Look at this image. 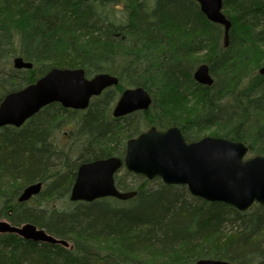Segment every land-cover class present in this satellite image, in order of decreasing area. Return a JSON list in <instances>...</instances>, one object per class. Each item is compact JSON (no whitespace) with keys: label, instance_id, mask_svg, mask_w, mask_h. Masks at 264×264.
I'll return each instance as SVG.
<instances>
[{"label":"trees","instance_id":"16d2710c","mask_svg":"<svg viewBox=\"0 0 264 264\" xmlns=\"http://www.w3.org/2000/svg\"><path fill=\"white\" fill-rule=\"evenodd\" d=\"M222 10L232 22L227 46L222 27L191 0H0V101L53 66L119 79L83 111L51 103L20 127L0 128V218L32 223L71 246L0 233V264H264L260 204L241 212L121 168L115 184L136 191L130 200L70 202L68 210L44 205L68 199L80 163L123 156L126 141L145 126L176 125L187 141L208 132L264 156V3L223 0ZM14 56L32 67L14 69ZM201 62L214 78L210 86L192 77ZM131 86L148 91L149 109L113 118V104ZM64 114L74 129L69 145L55 137ZM37 181L43 187L35 204L17 202ZM3 182L11 185L2 189Z\"/></svg>","mask_w":264,"mask_h":264},{"label":"water","instance_id":"95a60500","mask_svg":"<svg viewBox=\"0 0 264 264\" xmlns=\"http://www.w3.org/2000/svg\"><path fill=\"white\" fill-rule=\"evenodd\" d=\"M191 1L198 3L207 20L223 27L226 46L231 21L222 12L223 0ZM11 63L14 69L32 67V63L21 56L13 57ZM258 71L264 74V64ZM192 76L201 85L210 86L213 83L205 63L199 64ZM118 83L117 76L106 72L88 78L83 68L51 67L34 82L4 94L0 101V128L20 127L42 107L53 102L64 108L86 109L91 97ZM151 102L150 94L142 86L128 87L121 92L111 113L114 118H119L135 111H146ZM246 152L244 143L224 137L206 135L187 142L178 126L164 130L151 126L127 140L123 158L109 156L81 163L69 200L131 199L136 191H121L114 182L115 173L124 165L127 171L149 180L159 177L168 185H185L191 195L208 202H223L239 211L247 210L255 202L264 206V156L244 158ZM41 189L40 181L30 183L23 187L16 200L26 202L38 195ZM0 233H14L25 240L68 246L66 240L56 238L32 223L13 225L0 219ZM194 264L232 263L202 258Z\"/></svg>","mask_w":264,"mask_h":264},{"label":"rangeland","instance_id":"374dc122","mask_svg":"<svg viewBox=\"0 0 264 264\" xmlns=\"http://www.w3.org/2000/svg\"><path fill=\"white\" fill-rule=\"evenodd\" d=\"M119 8V7H118ZM117 8V9H118ZM223 11V10H222ZM77 39V38H76ZM82 41V40H84V39H81V38H78L77 39V41ZM81 43V42H80ZM264 52V51H263ZM264 58V57H263ZM191 102H193V100H191ZM191 105H192V103H191ZM190 106V104H188L187 106H186V109H185V111L186 112H190L191 110H190V108L191 107H189ZM64 117H66V119H65V123L64 124H62L61 125V127L56 131V134H55V137L57 138V139H59V142H60V144L61 145H69V144H71L72 143V141L74 140L73 139V136L72 135H70L71 134V132L74 130L73 128H72V126H70L68 123V121H70L71 120V118H70V116H65V114L63 115ZM136 118H137V116H135L134 117V120H136ZM69 119V120H68ZM149 126H145V127H143L142 129V131H144V130H146L147 128H148ZM204 135H209V133L208 132H202ZM203 135V136H204ZM200 137H202V136H200ZM122 172H123V169L118 173V175H120V174H122ZM140 179H137L136 180V182L137 181H139ZM3 185H4V187L2 188V189H4L5 187L7 188L8 186H10L11 184L10 183H7V185L8 186H6V182H3L2 183ZM152 184H154V183H152ZM151 184V185H152ZM5 188V189H6ZM21 191V190H20ZM13 194V193H12ZM29 202V201H28ZM29 204L30 205H33V204H35V202H34V200H30V202H29ZM44 205L45 206H47V207H55V208H57V209H59V210H68L69 208H72V206H73V204L72 203H70V201L68 200V199H64V198H60V199H58V198H52V199H49V200H47V201H45L44 202ZM258 237H259V239L260 240H262V241H264V228L260 231V234L258 235Z\"/></svg>","mask_w":264,"mask_h":264},{"label":"bare ground","instance_id":"6f19581e","mask_svg":"<svg viewBox=\"0 0 264 264\" xmlns=\"http://www.w3.org/2000/svg\"><path fill=\"white\" fill-rule=\"evenodd\" d=\"M228 38H229V35H228ZM223 45H224V44H223ZM224 46H225V45H224ZM201 63H205V62H201ZM201 63H199V64H201ZM199 64H198V65H199ZM205 64H207V63H205ZM198 65H196V67H197ZM207 66H208V68H209V65H208V64H207ZM196 67H195V68H196ZM260 67H261V66H260ZM195 68H194V69H195ZM258 73H259V71H258ZM183 136H184V135H183ZM184 138H185V137H184ZM185 140H186V139H185ZM186 141H187V140H186ZM187 142H190V141H187ZM36 196H37V195H36ZM34 197H35V196H34ZM32 198H33V197H32ZM32 198H30L29 201H30Z\"/></svg>","mask_w":264,"mask_h":264}]
</instances>
